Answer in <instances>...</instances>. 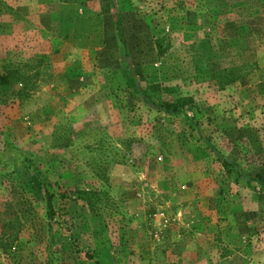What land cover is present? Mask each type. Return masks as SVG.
Instances as JSON below:
<instances>
[{
	"label": "rangeland",
	"instance_id": "1",
	"mask_svg": "<svg viewBox=\"0 0 264 264\" xmlns=\"http://www.w3.org/2000/svg\"><path fill=\"white\" fill-rule=\"evenodd\" d=\"M0 264H264V0H0Z\"/></svg>",
	"mask_w": 264,
	"mask_h": 264
},
{
	"label": "trees",
	"instance_id": "2",
	"mask_svg": "<svg viewBox=\"0 0 264 264\" xmlns=\"http://www.w3.org/2000/svg\"><path fill=\"white\" fill-rule=\"evenodd\" d=\"M164 106L169 112H178L179 111V108L177 107L176 103H166V104H164Z\"/></svg>",
	"mask_w": 264,
	"mask_h": 264
}]
</instances>
